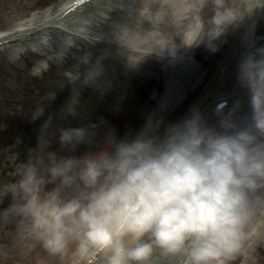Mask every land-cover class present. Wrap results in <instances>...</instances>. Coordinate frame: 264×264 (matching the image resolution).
I'll return each mask as SVG.
<instances>
[{
	"label": "clouds",
	"instance_id": "1",
	"mask_svg": "<svg viewBox=\"0 0 264 264\" xmlns=\"http://www.w3.org/2000/svg\"><path fill=\"white\" fill-rule=\"evenodd\" d=\"M258 12L264 16V0H107L108 27L91 44L115 45L126 68L138 69L150 57L215 51ZM249 47L237 71L247 93L242 115L241 100L229 107L222 99L215 124L197 106L167 125L149 114L124 136L102 119L71 126L49 115L13 178L0 182V235L12 237L21 260L35 253L36 264H260L264 45ZM109 54L93 61L89 48L81 58L60 120L80 113L83 87L103 95L112 86Z\"/></svg>",
	"mask_w": 264,
	"mask_h": 264
},
{
	"label": "bare ground",
	"instance_id": "2",
	"mask_svg": "<svg viewBox=\"0 0 264 264\" xmlns=\"http://www.w3.org/2000/svg\"><path fill=\"white\" fill-rule=\"evenodd\" d=\"M72 1L75 0H0V31L20 23V28L0 35V42L11 40L0 45V78L9 85L14 84L12 91L15 89L20 94L31 91V86H36L47 76H53L56 80L51 90L55 96L51 99V95L48 97L50 99H46L47 106H44L43 114L33 120L41 110L36 109L26 117L25 136L20 141L11 143L10 154L0 165V182L13 178L19 160H24L28 149L36 145L41 125L49 115L55 117V123L71 126L102 119L105 125L115 128L118 135L124 136L138 131L137 125L146 121L149 114L162 116L167 125L183 119L197 106L205 114L207 121L215 124L218 117L212 108L220 99H226L229 107L233 101L241 100L242 107L238 116L247 111V93L238 81L237 71L239 61L250 50L251 43L254 42L256 47L264 45V16L259 12L223 35L217 41L218 48L215 51L205 46L181 50L182 57H192L190 66L188 65L190 76L184 78L188 68L172 67L170 58L150 57L138 69H128L115 55V45L105 40L91 44L97 33L108 27L107 18L103 15L107 0L100 7L91 10L87 21L79 29L67 30L65 24L84 13L94 0L78 10L76 15L59 22L54 21ZM49 2H55L56 6L43 11ZM34 11L37 12L33 13ZM39 27L40 32L34 31ZM29 32V36L24 35ZM35 39L34 46L27 44ZM89 48L93 61L106 50L110 53L103 63L112 86L103 95L94 88L85 86L81 94L84 106L92 102L98 104L100 116L83 121L77 120L76 116L69 117L67 121L60 120L56 114L73 90V85L67 82L79 75L81 58ZM32 64L40 68L39 73L31 68ZM169 71L172 76H168ZM178 72L179 76L175 74ZM166 77L174 79L160 93ZM158 97H161L159 101ZM85 147L87 146L81 145L77 151H82ZM9 245H6L5 264H36L35 253L21 260L13 241ZM260 264H264V257Z\"/></svg>",
	"mask_w": 264,
	"mask_h": 264
},
{
	"label": "rangeland",
	"instance_id": "3",
	"mask_svg": "<svg viewBox=\"0 0 264 264\" xmlns=\"http://www.w3.org/2000/svg\"><path fill=\"white\" fill-rule=\"evenodd\" d=\"M67 1V0H64ZM106 0H94L91 2V4L88 6L86 11L84 13L78 14L74 18L68 21V24H65V28L67 30L72 29H79V27L82 25V23H85L88 18V14L91 12V10L94 8L100 7L103 3H105ZM55 5V2H49L45 5L43 11L52 9ZM37 11H34L33 13H36ZM1 14V11H0ZM1 16V15H0ZM1 19V17H0ZM20 23H15L10 26V29H5L0 31L1 34H5L10 32L11 29H18L20 28ZM34 43H36V39L31 41L30 43H27L28 45L34 46ZM26 45V44H25ZM115 50V49H114ZM170 60V59H169ZM192 60V57H182L178 60L171 61L172 67H183L184 69L188 68L184 73L185 76H188V71L190 67H188L190 61ZM190 66V65H189ZM34 68L36 73L40 72V68L36 67L35 64H32L31 68ZM171 70V69H170ZM172 71V70H171ZM178 71V70H177ZM193 71V70H191ZM178 76L180 75L179 72L175 73ZM170 75V71L168 73V76ZM172 76V75H170ZM190 76V75H189ZM174 78L166 77V79L163 81V89L160 93H163V91L166 90V86L170 83L169 81L173 80ZM55 78L53 76H47L46 78H43L37 85H33L30 87L31 91L23 92L20 94L19 91L13 90L12 86L14 84H8L4 79L0 78V165L3 160H5L9 153L11 143L15 141H20V139H23L25 136L24 129H25V119L29 115H31L34 110L36 109H42L43 106L46 105V99L49 96L53 95L51 93L52 87L56 84ZM165 86V87H164ZM161 97H158V101ZM100 110L98 108L97 103L92 104H86L80 111V113L75 117L77 120H88L92 117L100 116L99 114ZM145 123H140L137 125V130H139ZM5 204H7V200L5 201ZM12 237L8 235H0V244H10ZM9 245V246H10ZM5 255H0V264H5Z\"/></svg>",
	"mask_w": 264,
	"mask_h": 264
}]
</instances>
